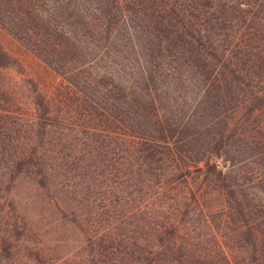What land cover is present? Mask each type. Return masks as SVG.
<instances>
[{
    "label": "trees",
    "instance_id": "trees-1",
    "mask_svg": "<svg viewBox=\"0 0 264 264\" xmlns=\"http://www.w3.org/2000/svg\"><path fill=\"white\" fill-rule=\"evenodd\" d=\"M0 27L65 82L63 117L0 98V184L70 180L107 222L72 264H264V0H0Z\"/></svg>",
    "mask_w": 264,
    "mask_h": 264
},
{
    "label": "rangeland",
    "instance_id": "rangeland-1",
    "mask_svg": "<svg viewBox=\"0 0 264 264\" xmlns=\"http://www.w3.org/2000/svg\"><path fill=\"white\" fill-rule=\"evenodd\" d=\"M63 86L59 75L0 27V98L5 105L36 118L43 115L38 105L50 97L53 116L63 117L69 108L56 101L66 92ZM69 182L58 170L43 184L36 176L3 180L0 245L1 239L9 245L8 252L0 251V264H72L84 253L88 230L107 222L90 213L91 207L73 193ZM98 187L93 184L92 189Z\"/></svg>",
    "mask_w": 264,
    "mask_h": 264
}]
</instances>
